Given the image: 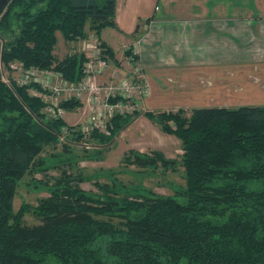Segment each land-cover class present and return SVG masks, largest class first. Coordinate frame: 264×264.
<instances>
[{"label":"trees","instance_id":"1","mask_svg":"<svg viewBox=\"0 0 264 264\" xmlns=\"http://www.w3.org/2000/svg\"><path fill=\"white\" fill-rule=\"evenodd\" d=\"M116 13L117 0H11L0 17V264H264V107L193 109L189 117L182 109L143 111L115 118L109 137L78 133L63 143L65 121L47 120L44 104L30 94L39 87L4 81L3 70L15 63L82 80L85 55L58 60V33L76 43L89 29L106 59L120 65L102 39L117 28ZM141 115L180 140L183 155L131 152L125 162L162 175L182 167L186 183L174 195L116 181L86 192L80 184L87 179L65 169L53 183L39 182L47 198L15 212L25 175L59 171L77 159L73 148L82 142L108 150ZM60 144L64 151L49 163L43 155ZM31 211L39 224L28 226Z\"/></svg>","mask_w":264,"mask_h":264},{"label":"crops","instance_id":"2","mask_svg":"<svg viewBox=\"0 0 264 264\" xmlns=\"http://www.w3.org/2000/svg\"><path fill=\"white\" fill-rule=\"evenodd\" d=\"M116 23L102 39L138 51L144 112L264 107V0H117Z\"/></svg>","mask_w":264,"mask_h":264},{"label":"rangeland","instance_id":"3","mask_svg":"<svg viewBox=\"0 0 264 264\" xmlns=\"http://www.w3.org/2000/svg\"><path fill=\"white\" fill-rule=\"evenodd\" d=\"M87 32L89 36L87 41L83 40L76 43L65 41L62 35L58 33V45L54 52L57 59L63 60L66 56L75 53H85L88 57H92L93 52L90 48L91 45L94 46L95 35L93 32H90L89 29H87ZM104 33L107 36L109 33H116V31L113 29H107ZM121 39L122 42H124L123 38ZM129 44L130 42L128 41L127 44L124 45V49L122 48L123 46L120 47L119 44H116V47H120L116 52V57L121 64H123L125 60L124 52L128 49L127 45ZM85 49H87L88 52ZM121 55H123V57H121ZM15 65L20 64L15 63ZM110 65L112 70L116 69L113 62H111ZM119 72L122 75L125 74V71L123 70ZM19 75V72L9 73L5 69L3 70L4 80L9 85L11 80H15L16 82L20 78ZM105 79L107 80L108 78L105 77ZM182 110L187 112L186 116L189 117L191 115L192 111L190 109ZM167 111L176 112L178 110ZM145 121L150 123L146 118H142L137 122H131L115 138L114 143L108 150H106V147L100 146L97 142H92L90 144L82 142V144L73 148V151L77 155V159L73 162L67 160L65 165H62L61 163L59 171L50 170L48 172H37L32 175H25L20 181L14 201L15 212H18L24 204L34 208L38 205L41 199L47 198L49 196L48 189L41 186L39 182L50 181V183H53L55 181L54 179L60 177L62 170L65 169H68L75 174H82L87 179V181L80 184V187L86 192L99 193L95 183L112 185L116 181L119 184L127 185L130 188H149L161 195H174L175 190L178 187H184L186 183L184 169L182 167H179L176 172H168L167 174L162 175V169L158 172H154L150 169L147 170L149 172L147 173V171L142 172L141 169L135 165L127 164L125 162L131 152L150 154L152 151H160L168 159L177 160H180L181 155H183L180 140L164 134L155 124L153 125L150 123L149 131H147L148 128ZM65 123L66 124L63 128L69 127L70 129H75L76 127L78 130L79 125H82L84 121L82 120L81 115L71 112L67 114ZM91 135L92 134H89L87 136L91 137ZM137 148L142 149L143 152H139ZM63 151L64 147L60 144L56 150L48 149L43 157L49 159V163H51V156L54 155V152H56V154H61ZM97 151H101L102 154L98 156ZM90 155H93L92 159H90ZM67 163H71L74 166L73 170L69 169ZM32 211L25 216V224L28 226L39 224V221L35 218Z\"/></svg>","mask_w":264,"mask_h":264},{"label":"built area","instance_id":"4","mask_svg":"<svg viewBox=\"0 0 264 264\" xmlns=\"http://www.w3.org/2000/svg\"><path fill=\"white\" fill-rule=\"evenodd\" d=\"M90 50L92 57L83 53L86 57L84 77L78 82L65 80L61 74L50 70L26 69L22 64H12L10 67L11 72L20 73L16 81L19 86L35 84L39 87L40 90L34 89L30 94L44 104L43 112L47 120L66 121L67 114L71 112L64 105L72 102L80 105L72 112L81 115L84 123L79 125L78 130L76 127L62 128L61 142H66V137L75 133L86 139L89 138L87 135L94 133L111 136L113 120L143 112V104L150 94L149 85L142 78L143 68L135 48L129 47L126 54L124 52L123 64L120 63L113 70L96 37ZM121 70L125 71L124 75L119 72Z\"/></svg>","mask_w":264,"mask_h":264},{"label":"water","instance_id":"5","mask_svg":"<svg viewBox=\"0 0 264 264\" xmlns=\"http://www.w3.org/2000/svg\"><path fill=\"white\" fill-rule=\"evenodd\" d=\"M10 2L11 0H0V17L4 13L5 9L7 8Z\"/></svg>","mask_w":264,"mask_h":264}]
</instances>
